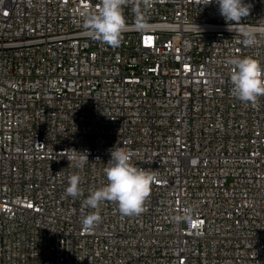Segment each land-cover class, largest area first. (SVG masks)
Here are the masks:
<instances>
[{"label": "built area", "instance_id": "built-area-1", "mask_svg": "<svg viewBox=\"0 0 264 264\" xmlns=\"http://www.w3.org/2000/svg\"><path fill=\"white\" fill-rule=\"evenodd\" d=\"M244 2L229 30L214 2L128 0L113 47L83 26L100 0H0V264H264V96L236 99L226 63L264 66V0ZM113 147L157 176L139 215L84 204Z\"/></svg>", "mask_w": 264, "mask_h": 264}, {"label": "clouds", "instance_id": "clouds-1", "mask_svg": "<svg viewBox=\"0 0 264 264\" xmlns=\"http://www.w3.org/2000/svg\"><path fill=\"white\" fill-rule=\"evenodd\" d=\"M128 0H100L94 10H84L83 26L86 34L102 43L117 46L126 28V18L123 7ZM145 6L149 0H142ZM219 6V14L226 23L239 24L250 13V5L244 0H198V5L208 6L212 3ZM139 19V16H138ZM244 46L251 47L257 43L254 29H241ZM226 63L231 66V93L242 103H254L264 96V66L251 56L231 57ZM80 152L67 149L64 154L69 166L83 169L89 162L88 153L77 156ZM68 166V167H69ZM107 183L99 189L93 190L85 199L84 204L93 210L99 209L104 202H114L122 216H136L144 211V204L150 196L152 186L157 181L155 171L139 168L131 163V153L123 148L110 149V159L104 167ZM82 178L79 174H72L68 178L65 189L66 196L77 198L82 195ZM183 219L192 222V209L184 210ZM101 221L98 211L86 215L82 220L85 230L91 231Z\"/></svg>", "mask_w": 264, "mask_h": 264}]
</instances>
